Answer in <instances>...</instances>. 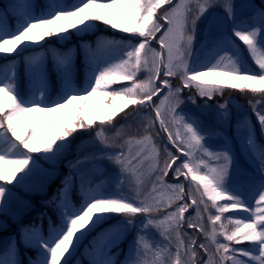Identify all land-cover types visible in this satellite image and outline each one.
<instances>
[{"label": "snow or ice", "instance_id": "obj_1", "mask_svg": "<svg viewBox=\"0 0 264 264\" xmlns=\"http://www.w3.org/2000/svg\"><path fill=\"white\" fill-rule=\"evenodd\" d=\"M166 4L169 7L157 15ZM36 7L34 0H12L0 9V54L5 58L13 53L23 56L27 49L42 46L46 37L66 40L89 33L95 22L132 38L82 45L89 70L84 87L75 82L72 55L57 51L54 68L60 86L55 99L43 57L24 62L27 93L21 91L15 59L0 70V212L7 207L6 185L23 182L37 167L36 160L62 156L72 148L77 132L98 126L93 141L119 150L81 155L85 145H78L76 159L68 161L69 176L58 191L60 225L50 229L48 238L36 228L22 229L20 241L10 238L0 252V264H23L20 244L40 252V259H29L28 264H83L77 255L92 233L96 235L82 254L88 264H117L111 250L133 230L128 254L120 264H264V142L258 140L247 115L237 119L234 134L228 137L218 126L231 124L229 102L214 109L208 104L226 89L258 96L249 106L264 137V0L261 6L252 0L239 5L236 0H79L70 5L52 0L38 14ZM217 9L231 22V35L213 34ZM241 9H247L248 16L238 21ZM201 21L206 22L205 31L194 47ZM233 37L246 45L258 71L241 56ZM153 41L159 50L152 47ZM141 72L146 78L138 79ZM171 78L179 79L180 86L174 87ZM122 81L130 86L111 87ZM184 89H194L205 99L199 115L182 110ZM97 95L107 103L103 118L90 108ZM117 99L126 101L120 111L139 106L134 119L145 114L147 123L139 138L117 143L119 130L115 136L106 135L107 122L117 115ZM196 100L195 95L187 97L192 104ZM157 123L176 152L157 142ZM214 137L223 139L219 148L211 143ZM233 140L252 172L240 168ZM36 153L43 156L34 157ZM102 160L118 169L112 179L115 191L103 187V180L95 182L94 177L104 175L97 163ZM170 172L175 182H168ZM20 173L24 175L17 179ZM182 176L191 178L188 191L180 182ZM192 182H197L194 187ZM76 186L82 194L78 206L69 202ZM235 209L247 214L238 219L225 216ZM117 217L116 223L97 231ZM137 217H143L138 224ZM243 241L253 243L247 248L235 246Z\"/></svg>", "mask_w": 264, "mask_h": 264}, {"label": "rangeland", "instance_id": "obj_2", "mask_svg": "<svg viewBox=\"0 0 264 264\" xmlns=\"http://www.w3.org/2000/svg\"><path fill=\"white\" fill-rule=\"evenodd\" d=\"M12 0H0V9H4L9 3H11ZM29 2H33V0H29ZM52 0H34L36 7V14H38L41 9L45 7L46 4L51 3ZM79 0H66L67 4H73L77 3ZM244 0H236V4L239 5L243 3ZM259 3L262 2V0H258ZM252 3L257 6L256 0H252ZM169 6L166 4L164 5L158 12L157 15H159L164 8H168ZM215 24L213 29V34L215 36H222L224 34L231 35V27L232 24L230 21L227 20V18L224 17L223 11L220 9H217L215 12ZM248 16V10L247 9H241L238 11L237 20L240 21L244 17ZM9 23L15 27L16 21L9 17ZM206 27V22L201 21L198 24V36L197 40L194 42V47H198L201 38L203 37L204 31ZM112 29V36H105V37H99L98 39H95L92 41V37H94L95 31H96V25L93 29V31L86 33V34H80L77 33L75 35H72L70 38L66 40H58L55 36L52 37H46L43 41H40V45L42 46H33L29 49H27L23 56H16L15 53H13L10 57L5 58L2 54H0V70L4 66H6L12 59H15L16 61V67L19 70V85L21 88V91L24 93H27L29 88L28 78L25 75V60L32 56H40L43 57L45 65L48 69V75L49 80L52 84L51 89V97L52 99H55L57 96V93L59 92V80L57 78V73L54 68V54L59 52H65L63 48L67 47L66 52H69L74 61V65L77 59L78 53L81 54L82 58L81 61L83 62V67L81 71V78L77 75L79 71H75V82L79 87H84L85 80L89 76V70L87 67V60L84 55L83 47L82 45L90 44L93 47H95V44L100 39H115V40H127L131 39V34L122 33L119 32L116 29ZM120 37V38H119ZM236 44L239 45V50L241 52V56L245 58L247 61V64L251 67L253 71H258V66L254 63V61L250 58L249 53L247 52L245 47L246 45L243 44L242 41H239L238 38L233 37ZM23 47V45H21ZM152 47L159 50V45L156 41L152 42ZM19 51V49H17ZM52 70L54 73H50V70ZM76 69V66H75ZM146 73L141 72L138 76V79H144L146 78ZM206 79H214V77H207ZM171 82L174 87L180 86V81L177 78H171ZM116 84H113L111 87L115 88ZM118 87H120L118 85ZM231 90V89H229ZM228 90V91H229ZM225 90V93L223 96L217 95L214 99L208 101V104L214 109L216 104L223 103L225 101L229 102V106L232 111V120L231 124L225 128L223 126H218L219 130L221 132L226 133L228 137H232L234 134V125L237 121V119L242 118L243 116L247 115L251 118V122L256 127V135L259 141L264 142V137L260 136V127L257 123L256 116L254 115L252 109L249 106L250 100H256L259 97L255 95L253 98H248V93L244 94H230ZM189 95H195L197 96L196 104H192L191 102L187 101V97ZM253 95V94H252ZM183 98L185 99V104L182 105V110L188 113H192L195 115H199L201 108H203L205 104V99L200 98L196 91L193 89L191 92H189L188 89H184V92L182 94ZM159 100V99H158ZM155 101V100H154ZM158 103V101H155ZM139 107L138 105H129L127 108L124 109V111H120V109L116 110L117 115L113 117L111 121L107 122L106 125V135L108 136H115L116 132L119 130L121 132V135L117 137V143H123L124 140L128 139L129 137L135 136L136 138H139L143 134V127L146 125L147 121L144 119V115L142 114L139 119H134L135 115V109ZM151 114V113H147ZM55 115V114H54ZM44 123L42 121L41 128L43 129ZM98 130V126H94L93 129L90 130H84L77 133V138L73 140L72 148L68 150L66 153H64L62 156L57 158L54 161H49L45 159H38L36 160L37 167L35 170L21 183H16V181H13L10 184L6 185V189L10 191H6L5 193V200H7V207L3 212H0V252L4 249L5 245L8 243L10 238H15L16 241H20L21 238V232L22 229H31L36 228L42 236L45 238H48L50 236V229L58 227L60 225V217H59V208L58 205L60 204V199L58 197V191L62 188V181H64L65 177L69 176V167H68V161L76 159L77 155V146L84 144L85 147L83 151L80 153L81 155H84L85 153H97V154H105V153H115L119 149L115 147L105 146L99 141H93V137L95 134V131ZM154 132H158L159 136L157 138V142L161 145H167V147L173 151L176 152L175 148L168 143L166 138V133L161 131L157 125L154 127ZM214 148H219L223 144V139L220 137H214L211 141ZM233 144L235 146L237 157L239 158V165L240 168L244 172H252V167L250 166L248 160L245 158V156L241 155L239 152L238 145H235V141L233 140ZM179 155V153H177ZM34 157H41L43 156V153H36L33 154ZM181 159H184L183 156H181ZM242 162H244L243 166H247L246 169L242 167ZM98 164L101 165V167L104 170V175L102 177L97 176L94 177L96 183H100L101 180L104 181L103 187L109 189L110 191H115V185L112 183V179L114 178L115 173L117 172V167L111 163L108 160H102L97 161ZM177 163H180V161H177ZM31 166V165H30ZM89 165H85L84 168H89ZM204 171L203 169L201 170ZM25 172H27V169H25ZM24 175V173H20L17 176V179H19L20 176ZM173 175L171 176V178ZM190 181V176H189ZM57 182V183H55ZM168 182H174L169 181ZM3 183V182H0ZM195 183L192 182V185L194 187ZM242 186L244 190L247 192V186L244 185L243 180H241ZM187 189L189 190V184ZM75 197H73V195ZM127 194V193H126ZM206 199V197H205ZM82 201V194L80 192V189L78 186L74 187L69 195V202L73 205H79ZM251 202V201H249ZM209 203H211L209 201ZM220 203H224V201H220ZM49 209L53 211V213H49ZM194 210V209H193ZM213 213L215 212V209H212ZM247 213L244 212L243 209H235L231 210L228 213H225V216L231 217L233 219L242 218ZM191 215H195V211L191 213ZM48 220L47 226H42V222L45 220ZM119 219L117 217L116 219H113L111 221L105 222L104 225L101 226V229H98L97 231H101L103 228L110 227L111 224L116 223V220ZM143 219V217H137L136 223L138 224L139 221ZM29 222L32 224V226H29ZM221 222H226L223 220ZM205 223L207 224L206 214H205ZM191 233L192 231H188ZM96 235V233H92L89 235L83 242V244L80 247L79 253L77 255L78 260L87 261V259L82 255L85 251V247L89 244V242L93 239V237ZM135 235V231L129 232L128 235L122 240V242L118 245V247L112 248L111 255L113 258L117 261V264H120V262L124 261L126 255L129 251V244L131 240L133 239V236ZM200 239H203V237H200ZM221 241H223V237H220ZM253 242L250 241H243L240 244L235 245L237 248H247L249 247ZM19 258L23 262V264H28L29 259L33 261H38L40 259V252L36 247H25L23 244H20L19 246ZM88 263V261H87Z\"/></svg>", "mask_w": 264, "mask_h": 264}, {"label": "bare ground", "instance_id": "obj_3", "mask_svg": "<svg viewBox=\"0 0 264 264\" xmlns=\"http://www.w3.org/2000/svg\"><path fill=\"white\" fill-rule=\"evenodd\" d=\"M125 103H126V101H124L122 99H117L115 101V105H114L115 110L120 109ZM90 108H91L92 112L95 113V115H97L101 118L106 116L108 113L107 103L99 95H97L91 99Z\"/></svg>", "mask_w": 264, "mask_h": 264}, {"label": "trees", "instance_id": "obj_4", "mask_svg": "<svg viewBox=\"0 0 264 264\" xmlns=\"http://www.w3.org/2000/svg\"><path fill=\"white\" fill-rule=\"evenodd\" d=\"M95 25H96V31H95L94 37H92V41L95 40V39H98L99 37L104 36V35H107V36H111L112 35L111 34L112 29H110V26L109 25H106V24H104L102 22H95ZM66 49H67V47L63 48L64 51ZM76 65L79 66V71H82L81 70V67L83 66V63H82L80 57L78 58V61H77ZM127 83H130V82H128V81H122V82H120V85H122V84L124 86L125 85H129ZM77 133L75 134V137L77 136Z\"/></svg>", "mask_w": 264, "mask_h": 264}, {"label": "water", "instance_id": "obj_5", "mask_svg": "<svg viewBox=\"0 0 264 264\" xmlns=\"http://www.w3.org/2000/svg\"><path fill=\"white\" fill-rule=\"evenodd\" d=\"M155 98H157V97H155ZM188 213H186V215H187Z\"/></svg>", "mask_w": 264, "mask_h": 264}]
</instances>
